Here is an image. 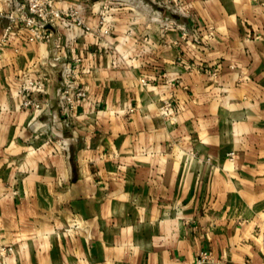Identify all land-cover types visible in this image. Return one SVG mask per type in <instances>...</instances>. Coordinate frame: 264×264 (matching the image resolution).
<instances>
[{"label": "crops", "instance_id": "crops-1", "mask_svg": "<svg viewBox=\"0 0 264 264\" xmlns=\"http://www.w3.org/2000/svg\"><path fill=\"white\" fill-rule=\"evenodd\" d=\"M162 1L111 6L104 35L107 0H55L80 24L58 20L50 42L13 24L0 48V264H264V0ZM41 74L46 105L20 109L15 89ZM63 85L87 95L72 115Z\"/></svg>", "mask_w": 264, "mask_h": 264}, {"label": "built area", "instance_id": "built-area-1", "mask_svg": "<svg viewBox=\"0 0 264 264\" xmlns=\"http://www.w3.org/2000/svg\"><path fill=\"white\" fill-rule=\"evenodd\" d=\"M10 1V0H9ZM49 4L42 0H23V2H17L14 4V10L9 13L0 12V18L7 19L8 23L5 26L4 33L0 38V48L3 42L6 40L8 34L12 31L13 24L20 21L23 27L28 31V41L29 42H50L53 40L52 28L57 27V21L60 19H67L71 17V20L77 25L80 24L77 14L75 11L69 10V12L64 11H47L45 6ZM107 8L106 6H104ZM104 8V9H105ZM163 23L166 27L174 25V22L170 18H163ZM90 29L87 27L85 32L88 33ZM56 43V42H55ZM56 46H59L56 43ZM51 68H59L63 78L67 80L74 79L71 69L66 65H59V57L55 56L51 60ZM75 63L80 62L77 58L74 60ZM50 79L48 75L41 74L35 80H28L19 84L15 89L14 95L19 99V106L22 110H28L32 113H37L41 111L47 103V85ZM143 84L145 80H142ZM58 96L61 101L66 103L68 113L74 107V103L78 100H84L87 95L82 87L76 85H63L58 91ZM170 103L163 102L160 106L159 111L162 114H166L169 110ZM66 109V111H67ZM70 114V113H69ZM264 231V227H263ZM209 254L200 253L196 264H201L208 259Z\"/></svg>", "mask_w": 264, "mask_h": 264}, {"label": "rangeland", "instance_id": "rangeland-1", "mask_svg": "<svg viewBox=\"0 0 264 264\" xmlns=\"http://www.w3.org/2000/svg\"><path fill=\"white\" fill-rule=\"evenodd\" d=\"M42 1L46 2V4L47 3L49 4V6H47V5L45 6L47 8V11H50L52 9L55 11H61L55 7V5H54L55 0H42ZM19 2H23V0H19ZM137 3H138V0H107V2L105 4L101 5L100 11H99V16H98V21H97L98 27L94 28L93 30L97 31V32L100 31V33H102L103 35L105 34V32H106V29H105L106 18H108L109 12L112 8L111 6L114 7V5H116V6H119L120 8L127 7V8H131V9H136ZM160 5L164 6L167 9V11H170V12L171 11L175 12L176 10H178V7L176 5H174L171 2V0H164V1H162V3ZM104 6H106L107 8H105ZM69 10L75 11L77 14V17H78V15H79L78 10H76L75 8L70 6L69 9L64 11V12H69ZM70 19H71V17H70ZM165 27L166 26H164V28ZM69 113L72 115V110L69 111Z\"/></svg>", "mask_w": 264, "mask_h": 264}]
</instances>
